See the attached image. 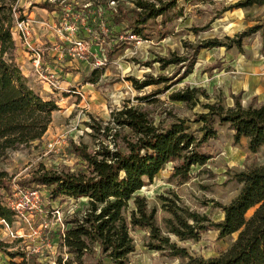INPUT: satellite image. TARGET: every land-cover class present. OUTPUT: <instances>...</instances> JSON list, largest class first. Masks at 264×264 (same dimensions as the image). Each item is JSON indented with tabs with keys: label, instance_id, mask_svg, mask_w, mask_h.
Returning a JSON list of instances; mask_svg holds the SVG:
<instances>
[{
	"label": "rangeland",
	"instance_id": "obj_1",
	"mask_svg": "<svg viewBox=\"0 0 264 264\" xmlns=\"http://www.w3.org/2000/svg\"><path fill=\"white\" fill-rule=\"evenodd\" d=\"M98 1L100 0H17L14 5V20L17 22L21 18L28 19L26 14L29 11L35 12L38 17L43 15L54 21L67 17L68 14L70 18L88 14L90 21L82 20V17L78 21V28L79 34L90 40L91 35L89 36L86 25L96 27L99 18L108 15L105 5L99 8L94 6ZM134 1L120 0V5L125 9H132ZM239 1L242 0H178L177 11L181 12L177 17L171 14V23L163 28L161 18L152 21L149 24L150 40L131 38L128 45L115 50L113 59L99 69V73H96L91 60L87 63L66 64L68 58L61 57L59 48L55 47L52 50H55L56 56L51 57V67L60 76V86L55 89L42 83L32 68L34 44L26 45L14 29L18 61L29 86L44 100L55 101L58 109L53 112L52 122L42 140L17 150H9L1 160V169L13 183L30 179L34 174L44 171L74 173L84 170L81 160L72 152L71 142L86 145L90 151L96 150L98 139L92 136L94 132L89 124L95 119L108 123L112 112L121 110L124 106L146 112L155 125H169L185 120L191 131L201 137L199 128L202 124L195 121L199 114L207 112L203 105L219 101L225 108H232L235 106V97H239L245 108L251 103H264V28L243 38L240 50L235 44L247 30L258 25L264 26V5L234 7ZM43 3H49L51 7L44 9L35 6ZM88 5L93 7L87 8ZM117 6L109 5V9ZM19 9H23L22 13ZM162 28L165 38L161 39L159 31ZM92 41L95 42L93 39L90 42ZM212 41L233 46L202 48L196 53L197 47ZM97 43L102 48L103 39L97 40ZM104 50L107 52L108 48ZM162 59H182L184 62L163 67ZM254 64L258 65L259 71L255 76H248V73L254 71L253 66L249 65ZM191 66L192 73L186 75ZM161 78L166 81L141 90L131 80L141 83ZM252 78L254 91H249V87H252L249 79ZM236 83L238 86L233 85ZM243 86L246 90L242 89ZM188 88L200 89L199 103L187 104L171 100L172 94ZM156 92L159 93L151 96ZM146 96H149L148 100H139ZM215 128L217 137L203 145L204 152L211 159L203 166L192 167L188 182L180 184L172 179L174 163H170L152 184L145 186L139 193L151 207L157 209L159 226H163V219L167 217L161 209L159 196L167 195L170 191L177 193L193 211L207 215L215 223L222 221L224 212L216 204H230L242 189L239 175L264 164V148L253 153L249 149L248 139H242L239 144L234 142V132L228 125L216 122ZM127 132L128 130L122 133L124 135ZM99 140L107 142L105 139ZM107 143L112 144L109 141ZM14 186L12 194L3 191L0 196V203L11 210L14 203L23 202L25 198L17 193L19 187ZM48 195L47 189H41L39 200L35 201L32 209H29L31 204L25 205L22 215L15 213L10 221L7 220L12 235L0 223V264H10L11 261L19 263L22 261L21 254H26V257L30 255L43 264H56L59 257L64 260L68 258L59 247L58 238L52 239L51 235L66 228L64 222L69 216L84 211L86 200L65 199L50 203ZM252 213L253 210L248 216ZM132 235L136 250L130 256L128 264L188 263L187 258L176 257L166 251L150 250L146 246V232L135 230ZM171 237L191 256L210 259L225 252L237 238V234L219 239L218 232L210 230L197 242H181L175 236ZM12 254L18 256L13 259ZM29 264L34 263L30 260Z\"/></svg>",
	"mask_w": 264,
	"mask_h": 264
},
{
	"label": "trees",
	"instance_id": "obj_2",
	"mask_svg": "<svg viewBox=\"0 0 264 264\" xmlns=\"http://www.w3.org/2000/svg\"><path fill=\"white\" fill-rule=\"evenodd\" d=\"M16 1L0 0V196L3 191L12 194L14 185H17L18 191L47 189L50 203L65 199L86 200L84 211L69 216L63 231L52 235L48 232L52 239L58 238L59 247L68 255L66 260L59 257L56 264H128L136 250L132 235L135 230L148 234L146 246L150 250L187 258V264H264V164L239 175L242 189L230 204H216L224 212V219L218 223L193 211L177 193L170 191L159 196L161 209L167 214L161 227L157 223V209L139 194L170 163H174L172 179L180 184L188 182L192 167L203 166L211 159L204 152L203 145L217 137L216 122L229 126L236 144L248 139L250 151L259 152L264 148V103H251L245 108L239 97H235L232 108H225L219 101L203 105L207 112L199 114L195 121L202 124L199 128L201 137L191 131L185 120L155 125L146 112L124 106L112 112L108 123L95 119L89 124L94 132L92 136L98 139L96 150L90 151L86 145L71 142L72 152L81 160L84 170L74 173L44 171L15 183L8 178L1 169V160L6 153L41 141L52 122L53 112L58 109L55 101L44 100L29 86L23 75L13 33ZM110 1L118 3L116 10L108 8ZM177 4L178 0H135L132 9H125L120 0L95 3L96 8L105 5L108 12L103 16L108 32L101 38L102 50L108 48L105 51L108 61L113 59L115 50L128 45L131 38L150 40L149 24L152 21L161 18L163 28L171 23L172 16L177 17L181 12L177 11ZM263 5L264 0H242L234 7ZM35 6L51 7L49 3ZM84 15L90 21V15ZM93 28L99 30L98 26ZM163 28L159 31L161 39L165 38ZM262 28L263 25H258L244 32L235 41L239 50L243 38ZM221 46L232 48L233 45L206 42L196 48V53L202 48ZM161 61L163 67L184 62L182 59ZM98 70L95 69L96 73ZM191 73L192 66L186 75ZM131 80L138 90L166 81L163 78L141 83ZM199 93L198 88H188L172 94L170 98L176 102L196 104L199 103ZM148 99L146 96L139 100ZM126 130L127 134L123 135ZM99 139H105L113 146ZM251 210L253 213L248 216ZM14 215V211L0 203V217L10 221ZM210 230L217 231L219 239L237 234L225 252L210 259L191 256L171 237L175 236L181 242H197ZM12 256L14 259L18 255ZM21 257V262L11 261L10 264H29L30 260L34 264H43L30 255L21 254Z\"/></svg>",
	"mask_w": 264,
	"mask_h": 264
},
{
	"label": "built area",
	"instance_id": "obj_3",
	"mask_svg": "<svg viewBox=\"0 0 264 264\" xmlns=\"http://www.w3.org/2000/svg\"><path fill=\"white\" fill-rule=\"evenodd\" d=\"M117 2L110 1L109 5L117 6ZM89 6V7H88ZM87 8H90L91 5H88ZM99 8V6H98ZM117 8V7H116ZM116 8H111L110 10H116ZM106 10V8H105ZM72 13V11H68ZM74 16V15H73ZM71 17V16H70ZM69 14L67 17L58 19V21L43 22L46 27H49L53 35L57 38L52 43V48H59V54L61 57H67L68 60L66 64L73 65L79 62H89L91 60L92 65L96 69H102L109 61L105 54V50H102L97 40L101 39L102 35H106L108 28L106 26L103 18H99L97 26L99 30L90 28L86 25L89 32L90 40L83 38L79 34L78 21L83 17L82 20L87 19L84 14H78L75 18H70ZM89 21V20H87ZM16 32H18L21 38L24 40V43L28 46L33 44L32 36L34 32L33 23L30 19H24L17 21L15 23ZM94 40L95 42L91 40ZM94 43V44H93ZM52 49H49L47 45H35L32 49V68L38 75L39 79L44 83L48 88L55 89L60 86V81L57 74L53 71L51 65H49L47 58L49 57V52ZM17 193L24 195L23 202H16L12 205V210L19 215H22L25 210V205L31 206L29 209L34 207L35 201L39 200L40 190L37 189H28L20 190ZM0 223L5 227L6 230L11 231L10 223L4 219L0 218Z\"/></svg>",
	"mask_w": 264,
	"mask_h": 264
},
{
	"label": "crops",
	"instance_id": "obj_4",
	"mask_svg": "<svg viewBox=\"0 0 264 264\" xmlns=\"http://www.w3.org/2000/svg\"><path fill=\"white\" fill-rule=\"evenodd\" d=\"M43 11H45V12H48L47 10H44L43 9ZM51 12H53V11H51ZM22 13V12H21ZM26 14V13H25ZM26 17L28 18V19H30L31 21H32V23H33V28H34V32H33V44H35V45H39V46H41V45H47V47L49 48V49H53L52 48V43L55 41V39H56V37L53 35V33L51 32V30H50V28L49 27H46L45 25H44V23L43 22H50V21H52L53 19L52 18H45L43 15H41V16H37L36 15V13L35 12H33V11H29V12H27V14H26ZM16 45H17V43H16ZM55 50H51L50 52H49V57L47 58V60H48V63H49V65H51V63H52V61L53 60H51L52 58L51 57H54V56H56L55 54ZM263 55H264V52H263ZM261 64V66H262V62L260 63ZM253 66V67H252ZM261 66H260V68H261ZM249 67H252L253 69H254V71L253 72H250V73H248L249 75L248 76H255L254 74L257 72V71H259L258 69H259V67H258V65L257 64H254V65H249ZM26 76V75H25ZM57 76L58 77H60L58 74H57ZM251 80V82H250V84H251V86L252 87H249V91H254V88H253V86H254V80H253V78L252 79H249V81ZM238 83H236V84H233V85H235V86H238L237 85ZM255 88H257L256 86H255ZM242 89L243 90H246L245 89V87L243 86L242 87ZM257 90V89H256ZM258 92V91H257ZM256 94H258V93H256Z\"/></svg>",
	"mask_w": 264,
	"mask_h": 264
}]
</instances>
